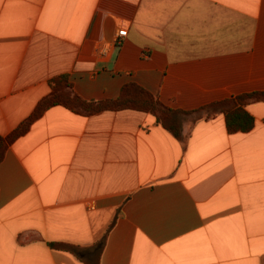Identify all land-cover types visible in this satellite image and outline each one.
<instances>
[{
	"label": "crops",
	"instance_id": "0c3cea01",
	"mask_svg": "<svg viewBox=\"0 0 264 264\" xmlns=\"http://www.w3.org/2000/svg\"><path fill=\"white\" fill-rule=\"evenodd\" d=\"M62 76L86 102L139 88L181 135L47 109L0 161V264H264V101L247 133L216 106L264 92V0H0V137Z\"/></svg>",
	"mask_w": 264,
	"mask_h": 264
},
{
	"label": "trees",
	"instance_id": "16d2710c",
	"mask_svg": "<svg viewBox=\"0 0 264 264\" xmlns=\"http://www.w3.org/2000/svg\"><path fill=\"white\" fill-rule=\"evenodd\" d=\"M49 86L51 89L49 95L38 103L33 113L16 127L8 137H0V161L4 157L7 144L24 135L35 120L41 117L47 109L56 105H62L74 111H83L86 114L127 107L150 110L156 116L157 122L162 124L173 136L179 138L181 135L179 122L177 123L180 113L161 106L156 99L139 88L127 87L120 98L115 101L86 102L72 94L71 85L65 76L53 79ZM249 101H264V92L247 94L239 97L236 101L216 105L224 106L223 113L229 133H247L253 129L254 119L243 107ZM49 247L73 254H78L80 251L75 246L62 243H50ZM86 264H99L96 254L92 259L87 260Z\"/></svg>",
	"mask_w": 264,
	"mask_h": 264
},
{
	"label": "built area",
	"instance_id": "2783aa9c",
	"mask_svg": "<svg viewBox=\"0 0 264 264\" xmlns=\"http://www.w3.org/2000/svg\"><path fill=\"white\" fill-rule=\"evenodd\" d=\"M125 36H126V31L124 29L123 30H119L118 33H117L116 42L122 40Z\"/></svg>",
	"mask_w": 264,
	"mask_h": 264
}]
</instances>
